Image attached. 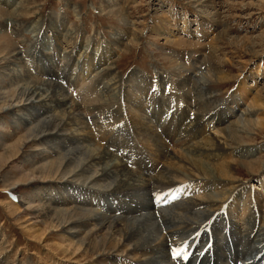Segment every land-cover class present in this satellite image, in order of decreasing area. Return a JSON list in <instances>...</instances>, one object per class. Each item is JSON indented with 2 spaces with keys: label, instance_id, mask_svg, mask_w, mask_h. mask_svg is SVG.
<instances>
[{
  "label": "rangeland",
  "instance_id": "1",
  "mask_svg": "<svg viewBox=\"0 0 264 264\" xmlns=\"http://www.w3.org/2000/svg\"><path fill=\"white\" fill-rule=\"evenodd\" d=\"M66 31L73 34L68 37ZM57 33L60 41L55 37ZM64 36L79 45L73 59H69L70 48ZM111 51L114 55L106 58ZM210 54L214 56L213 64L217 63V78L213 76L214 66L207 62ZM16 55L23 58L20 65L26 72L31 70L32 76H40V70L51 63L56 68L55 63L70 60L68 72L74 75L73 65L79 62L78 70H84L86 87H92V92L87 96L85 91L77 94L67 82L63 85L84 108L95 101V90L114 83L110 81L113 75L99 73L100 77L89 82L91 78L106 66L113 67L125 91L121 99L117 91L104 99L120 109L122 123L127 121L131 128L126 137L124 126L118 133H114L120 129L118 126L111 130L110 136L104 129L108 141L102 146H107L110 138L123 137L129 146H138L158 164L160 160L150 146L153 142L139 127H150L152 120L161 127L160 145L167 146L174 155L171 167L201 181L203 176L190 168L204 164L207 175L222 179L212 193L219 195L227 210L242 214L248 204L264 215V0H0V109L21 100L19 92L15 93L18 85L11 73L15 66L9 63ZM113 58L115 62L107 65ZM178 70L192 72L195 79L202 76L213 81L210 91L218 95L221 104L217 118L229 116L224 126L230 121L238 123L241 117L246 120V133L238 134V138L245 148L259 151L256 156L243 158L227 151L218 160L191 155L194 161L186 157L183 146L176 143L178 128L184 122L173 121L175 113L185 114L186 118L190 115L182 108L185 99L175 76ZM53 73L58 75L57 68ZM83 87L80 83L76 89L82 91ZM246 110L256 114L244 116ZM233 111L237 113L231 115ZM23 117L22 111H0V264H97L92 253L75 252L68 239L63 242L61 227L45 214L46 204L41 197L50 190V196L59 197L62 177H51L52 167L43 169L44 163L36 164L43 147L40 143H24L31 127L22 125ZM86 117L90 119L92 115L87 112ZM170 120L172 123H168ZM202 133L198 140L206 130ZM125 156L131 160L130 155ZM205 182H198L199 197L208 191ZM177 201L178 198L174 200ZM250 203L254 205L250 207ZM222 225L217 243L221 241L226 246L231 240L229 235L222 236ZM211 234L213 239L212 230ZM191 243L192 238L183 244V254ZM192 247V254L185 255L195 263L193 254L199 253V247ZM212 254L214 258L215 243Z\"/></svg>",
  "mask_w": 264,
  "mask_h": 264
},
{
  "label": "bare ground",
  "instance_id": "2",
  "mask_svg": "<svg viewBox=\"0 0 264 264\" xmlns=\"http://www.w3.org/2000/svg\"><path fill=\"white\" fill-rule=\"evenodd\" d=\"M69 33L73 34L72 31H66L68 37ZM55 37L60 41L59 33ZM64 37L67 39V49L70 48L67 52L69 59H73V53L79 45ZM112 55L113 51L106 58L110 59ZM14 58L9 63L15 66L11 73L15 78L14 84L18 85L15 93L19 92L21 100L0 111H22V125L31 127L24 143H40L39 146L43 147L38 159H35L38 161L36 164L44 163L43 169L52 167L51 177H62L59 183L61 187L58 188L60 196H50V190L41 200L46 204L43 209L45 214L57 221V227H61L65 235L62 236L63 242L68 239L73 251L92 253L98 259L97 264H197L201 261L206 264H264V223L260 224L264 222L263 213L261 215L250 209L248 204L242 214H238L235 209L227 210L219 200V195L212 193L213 187L220 186L222 179L212 173L213 177L207 175L203 163V166L196 164L197 167L190 168L203 176L201 181H206L207 190L210 191L199 197L198 182L201 181H195L191 175L171 167L174 155L169 153L167 146L160 145L158 132L161 127L152 120L149 121L150 127L143 124L139 127L147 135L148 141L153 142L150 146H153V155L160 160L158 164L138 146H129L124 141L123 137H126L131 126L129 128L127 121L122 123L123 113L114 107V103L104 99L114 91L121 99L125 91L113 67L106 66L91 78L89 82L101 74L113 75L110 81L114 83L95 90V101L88 103L85 109L68 90L70 86L77 94L85 91L86 96L92 92L90 84L89 88L86 87L88 79L85 80L84 70H78L79 62L73 65L76 70L75 74L72 73L74 75L68 72L70 60L55 63L58 75L53 73L56 68L51 63L40 70V76H32L31 70L26 72L20 65L23 58L18 55ZM213 59V55L207 57L210 67H215L212 68L215 76L219 71ZM114 62L113 58V61H107V65ZM187 73L182 70L175 76L185 99L182 108L188 110L190 115L186 118L185 114L175 113L173 120L175 123L184 122V126L178 128L176 143L183 146L186 157L194 160L191 155L206 156L218 160L227 151L243 158L256 156L259 151L245 148L238 138V134L246 133V120L241 117L238 123L230 121L224 126L229 116L217 118L221 104L217 101L218 95L210 91L213 81L202 76L195 79L192 72ZM65 82L68 88L63 85ZM80 83L81 87L84 86L82 91L76 89ZM114 85L117 87L114 88ZM23 102L25 104L20 106ZM87 112L92 115L90 119L86 117ZM141 112L145 114L146 110ZM254 112L246 110L244 116H253L256 114ZM235 113L233 111L231 115ZM168 123H172V120ZM117 126L120 129L114 133L124 126L125 136L110 138L107 146H102V142L108 141L107 133L109 136L113 134ZM104 129L107 133H104ZM203 130H206V134L198 140ZM58 135H64L65 138L58 139ZM125 153L131 156V160ZM159 190L161 192L157 193ZM177 198L178 201L174 202ZM253 205L249 204L250 207ZM222 224L225 225L222 236L226 238L229 235L231 240L226 246L221 241L217 243ZM211 230L215 239H212ZM190 238L193 245L199 247V253L193 254L195 263L185 258L192 254V243L185 250L186 255L181 252L183 244ZM177 249L180 255L174 258L173 250Z\"/></svg>",
  "mask_w": 264,
  "mask_h": 264
},
{
  "label": "snow or ice",
  "instance_id": "3",
  "mask_svg": "<svg viewBox=\"0 0 264 264\" xmlns=\"http://www.w3.org/2000/svg\"><path fill=\"white\" fill-rule=\"evenodd\" d=\"M180 255V250H173V257L175 258V257H177V256H179ZM185 258H187L186 256H185Z\"/></svg>",
  "mask_w": 264,
  "mask_h": 264
}]
</instances>
